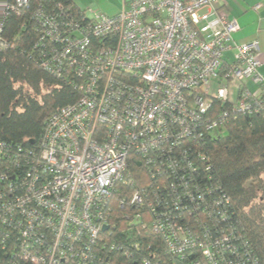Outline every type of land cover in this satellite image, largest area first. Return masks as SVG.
I'll return each mask as SVG.
<instances>
[{
  "label": "built area",
  "instance_id": "built-area-1",
  "mask_svg": "<svg viewBox=\"0 0 264 264\" xmlns=\"http://www.w3.org/2000/svg\"><path fill=\"white\" fill-rule=\"evenodd\" d=\"M226 1L121 0L114 15L37 5L39 65L79 97L35 146L0 141V264H258L229 196L199 174L206 139L264 110L258 42L234 41ZM112 215L138 241H115Z\"/></svg>",
  "mask_w": 264,
  "mask_h": 264
},
{
  "label": "trees",
  "instance_id": "trees-1",
  "mask_svg": "<svg viewBox=\"0 0 264 264\" xmlns=\"http://www.w3.org/2000/svg\"><path fill=\"white\" fill-rule=\"evenodd\" d=\"M5 1L0 0V141L12 147L35 146L47 117L74 102L79 93L39 65V24L33 14L38 4L51 0H30L28 5L14 6L3 15ZM62 1L75 8V0ZM203 149L212 166L199 174L212 176L227 193L233 220L242 228L258 264H264V110L237 114L220 134L205 140ZM113 207L121 212L116 204ZM120 219L111 217L115 223L112 238L122 243L138 241ZM147 236L145 243L154 240L151 234ZM119 256L117 264H133V260Z\"/></svg>",
  "mask_w": 264,
  "mask_h": 264
},
{
  "label": "crops",
  "instance_id": "crops-1",
  "mask_svg": "<svg viewBox=\"0 0 264 264\" xmlns=\"http://www.w3.org/2000/svg\"><path fill=\"white\" fill-rule=\"evenodd\" d=\"M112 7L106 5L108 14L114 15L121 8V0H116ZM257 5V7H255ZM228 16L237 21L239 30L233 34L236 43L257 41L259 45L258 58L260 60L259 72L264 78V0H227L223 5ZM104 14V13H103ZM224 61L232 63L235 61V51L229 49L224 54ZM218 83V80H215ZM250 89L255 85L249 83ZM236 95V84L232 83L229 98L233 99Z\"/></svg>",
  "mask_w": 264,
  "mask_h": 264
},
{
  "label": "rangeland",
  "instance_id": "rangeland-1",
  "mask_svg": "<svg viewBox=\"0 0 264 264\" xmlns=\"http://www.w3.org/2000/svg\"><path fill=\"white\" fill-rule=\"evenodd\" d=\"M115 1L116 0H75L79 6L86 9L88 15H92L93 12L108 14V12L103 9L104 6L108 5L112 7Z\"/></svg>",
  "mask_w": 264,
  "mask_h": 264
},
{
  "label": "water",
  "instance_id": "water-1",
  "mask_svg": "<svg viewBox=\"0 0 264 264\" xmlns=\"http://www.w3.org/2000/svg\"><path fill=\"white\" fill-rule=\"evenodd\" d=\"M104 228H106V226H104Z\"/></svg>",
  "mask_w": 264,
  "mask_h": 264
}]
</instances>
